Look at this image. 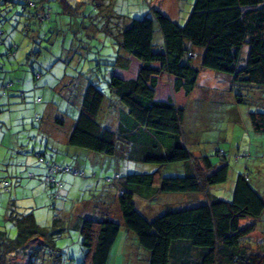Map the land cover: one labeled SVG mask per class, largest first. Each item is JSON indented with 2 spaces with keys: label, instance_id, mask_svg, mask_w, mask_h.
Segmentation results:
<instances>
[{
  "label": "rangeland",
  "instance_id": "rangeland-1",
  "mask_svg": "<svg viewBox=\"0 0 264 264\" xmlns=\"http://www.w3.org/2000/svg\"><path fill=\"white\" fill-rule=\"evenodd\" d=\"M67 1L66 5L60 0L47 2L51 12L48 19L43 23L32 20L30 31L24 28L29 16L20 3H10L5 9L4 4L0 6V27L11 35L6 45H0V53L14 47L16 54L0 55L1 82H14L8 96L2 97L0 89V243H9L17 236L12 215L33 210L42 227L38 236L42 242L28 251L27 260L33 263L17 264L82 263L87 249L75 227L78 202L86 206L92 203L95 211H90L89 217L98 219L105 205L112 218L118 219L120 210L115 209L119 205V183L127 174L160 169L165 176H183L188 164L161 166L147 162L142 143L125 142L121 136L114 155L92 152L93 161L90 158L87 161L85 155L79 154L77 159L62 151L67 149L66 139L79 116L80 101L88 83L97 84L108 98L98 120L120 131V107L108 106L116 103V96L109 88L112 68L126 53L121 46L120 30L135 18L153 16V9L184 25L195 0H106L97 1L98 7L90 0ZM162 40L156 25L155 42L161 44ZM195 50L199 56L191 64L201 71L186 105L182 124L184 141L194 156H207L214 167L223 162L218 152L224 150L230 165L229 177L226 182L211 185L208 191L195 196L163 195L151 201L138 197L137 202L143 203L138 205L139 210L149 219L197 205L201 200L214 197L231 200L241 173L250 175L252 185L264 197V134L255 132L250 120L251 112H264V87L241 85L229 74L203 68L202 51ZM242 52V58H247V45ZM37 71L42 73V78L35 81ZM37 114L43 117L41 125L34 123ZM58 118L65 124L57 125ZM152 149V154L157 156L161 150L165 151L157 146ZM39 152L47 159L71 164L73 172L78 168L86 176L66 173L61 180V192L56 195L57 188L45 181L47 170L41 173L46 166L39 162ZM30 172L35 176L31 177ZM117 173L122 178L114 181ZM45 192H49L47 197L43 195ZM125 229L122 225L109 264H149L148 251L142 247L138 250L136 235L132 232L126 235ZM263 239L264 222L260 221L247 244L255 246L256 242L263 243ZM52 240L57 243V249L55 244L53 247L48 243ZM196 258L193 252L185 263L198 264ZM170 264H183V258L172 254Z\"/></svg>",
  "mask_w": 264,
  "mask_h": 264
},
{
  "label": "trees",
  "instance_id": "trees-1",
  "mask_svg": "<svg viewBox=\"0 0 264 264\" xmlns=\"http://www.w3.org/2000/svg\"><path fill=\"white\" fill-rule=\"evenodd\" d=\"M49 1L0 0V6L4 4L5 9L10 3H20L29 16L24 28L30 31L32 20L43 23L48 19ZM60 1L68 4L67 0ZM90 1L98 7L97 1L106 0ZM156 25L163 37L161 44L155 42ZM4 31L0 27V45L11 39ZM119 34L127 54L120 56L122 58L117 59L112 68L109 88L116 96V103L108 106L120 107V131L98 120L108 98L97 84L88 83L80 101L79 116L68 134L67 149L114 155L118 136H121L125 142L142 143L147 162L161 166L188 164L183 176H165L160 169L151 173H130L123 179L117 173L113 180L121 179L118 219L107 212H101L98 219L89 216L81 222L76 219L75 227L87 249L86 258L80 264H109L122 225L134 233L140 247L148 251L149 264H170L172 254L182 257L186 264L188 255L192 256L193 252L198 264H264V239L255 246L247 244L258 230L259 222H264V197L254 188L247 173L238 175L231 200L220 197L201 200L197 205L170 210L154 219L143 214L139 210L143 203L137 202L138 197L151 201L159 194H198L228 180L230 165L224 150L218 152L223 162L214 167L207 156H194L184 141L182 124L186 105L201 71L191 60L198 58L195 48H199L203 68L229 74L241 85L264 87V0H195L184 25L153 9V16L133 19ZM244 45L248 46L247 58H242ZM9 49L0 55L15 56L14 47ZM41 78V72L34 73L35 81ZM0 84L1 96H8L14 82L0 80ZM250 120L253 130L264 134V112H251ZM42 122L43 117L37 114L34 123L41 125ZM55 122L65 124L62 118ZM156 146L165 149L159 156L152 154ZM39 154V162L47 170L45 181L48 186L57 188L58 196L63 187L60 174L78 172L76 175L86 176L78 168L73 172L69 163L56 162L47 159L42 152ZM78 155L72 156L79 159ZM55 166L68 167L69 171L57 170ZM30 175L35 176L32 172ZM11 219L17 236L9 243H0V264L33 263L27 260L28 251L42 242L38 238L42 227L37 215L32 210L12 215ZM48 243L53 247L57 244L54 240ZM50 250L54 252L52 247Z\"/></svg>",
  "mask_w": 264,
  "mask_h": 264
},
{
  "label": "crops",
  "instance_id": "crops-1",
  "mask_svg": "<svg viewBox=\"0 0 264 264\" xmlns=\"http://www.w3.org/2000/svg\"><path fill=\"white\" fill-rule=\"evenodd\" d=\"M67 141H68V137H67V139H66V144H67ZM63 154L64 155H78V154H81V155H85L84 157H86V159H87V161L88 160H90V161H93L94 159H95V157H94V155H93V153L92 152H90V151H87V150H85V149H77V150H75V149H73V148H68L67 150H64L63 149ZM65 152V153H64ZM88 158H90V159H88ZM63 163H67V162H63ZM85 168H88L87 167V165L85 164ZM45 171H46V169L45 168H42V170H41V173L43 174V173H45ZM31 173V172H30ZM61 178H62V180L65 178V174H60L59 175ZM68 179H69V177H67ZM60 192H61V189H60ZM181 195H183L184 193H180ZM193 194V195H192ZM187 193V194H184L183 196H195L196 194H194V193ZM43 195H45L46 197L49 195V192H45ZM163 195H165V196H170V195H172V194H159V196L158 197H161V196H163ZM175 195V194H174ZM177 195V194H176ZM48 200H50L49 199V197H48ZM48 203H49V201H48ZM95 206V205H94ZM41 207H44V206H41ZM76 207H77V209H76V216H77V219H78V221L80 220V222H81V219H83L84 217H86L88 214H89V212L90 211H92V212H94L95 211V209H94V207H92V203L89 205V206H86V205H84V204H81L80 205V202H78L77 204H76ZM120 210V207H119V205L116 207V209H115V211H117V210ZM152 211H154V210H152ZM100 212H107V213H110V211L109 210H107L106 208H105V205H103V209L100 211ZM148 212H150L151 213V210H148ZM113 214H114V211H113ZM80 218V219H79ZM79 224V223H78ZM78 227H79V225H77ZM122 231V230H121ZM125 234L127 235L128 233H130V231H128L127 229H125ZM119 239V238H118ZM118 241V240H117ZM117 241H116V243H117ZM115 243V244H116ZM114 244V245H115ZM140 246V245H139ZM138 248V250H140V248L141 247H137ZM111 257V256H110Z\"/></svg>",
  "mask_w": 264,
  "mask_h": 264
},
{
  "label": "built area",
  "instance_id": "built-area-1",
  "mask_svg": "<svg viewBox=\"0 0 264 264\" xmlns=\"http://www.w3.org/2000/svg\"><path fill=\"white\" fill-rule=\"evenodd\" d=\"M55 169L61 170V171H69V168L68 167L63 169V167L55 166ZM51 171H52V169H51ZM76 174H78V172H76Z\"/></svg>",
  "mask_w": 264,
  "mask_h": 264
}]
</instances>
